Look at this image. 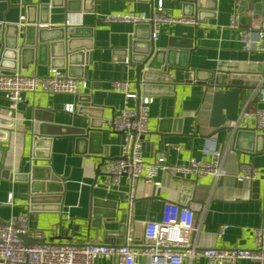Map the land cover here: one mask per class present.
Listing matches in <instances>:
<instances>
[{
    "label": "crops",
    "instance_id": "0c3cea01",
    "mask_svg": "<svg viewBox=\"0 0 264 264\" xmlns=\"http://www.w3.org/2000/svg\"><path fill=\"white\" fill-rule=\"evenodd\" d=\"M29 1L0 0V23L17 27V34L12 27L8 30L11 44H15L14 37L19 44L25 33L28 40L33 39L34 30L24 33L25 21L19 23L20 15L39 21L36 26L43 38H57L62 34L59 30L64 29L71 36L70 42H49L37 53L28 49L15 69H3L44 75L52 66L62 64L58 69L69 76L85 78L88 87L76 95L27 92L15 108L0 93V115L14 120L8 141L0 143L5 147L0 153V220L28 211L30 226L40 230L44 240L117 242L123 234L129 183L123 179L118 189H112L101 168L99 173L96 170L101 158L120 156L122 134L114 130L111 122L123 106V96L111 82L130 80L136 92L134 71L122 62L123 48L131 45L135 36L137 40L148 37V30L135 28L132 23L106 22L102 16L125 12L149 15L159 1L169 14L180 16L189 10L184 5L190 0H31L34 6L30 8ZM195 2L200 13L198 17L194 15L196 25L162 24L158 38L153 40L157 49L173 51L174 62L185 69L173 72L177 82L170 86L158 83L160 89L151 94L154 99L149 107L143 155L148 162L159 154L169 163L191 158L211 160V150L220 146L223 175L175 182L160 171L150 185L138 180L133 205L135 238H141L143 221L160 220L166 201H187L198 217L193 234L197 247L250 249L254 246L253 228H264V142L253 135V130L236 134L232 129L211 127L210 104L214 90H223L232 81H247L251 84L238 86L237 116L242 111L264 107V100L254 92L264 75V54L245 50L239 32L229 27L233 0ZM239 3L241 27L254 30L264 10V0ZM186 69L191 70L188 78ZM80 102L87 105L82 108ZM67 104H72L75 111H65ZM33 106L52 110L47 115L51 122L44 121L48 125L42 127L46 134L32 133ZM6 123L5 120L2 124ZM248 125L253 129L252 121ZM83 129L85 135L78 134ZM92 131L96 133L89 141L87 133ZM237 149L242 150L241 155ZM242 163L257 168L255 179L237 180ZM32 169L34 188L40 194L30 208L28 182L13 177L29 174ZM223 225L226 228L219 234ZM95 264L114 262L112 257H103ZM193 264H206V259L197 258ZM236 264L257 263L240 259Z\"/></svg>",
    "mask_w": 264,
    "mask_h": 264
},
{
    "label": "built area",
    "instance_id": "2783aa9c",
    "mask_svg": "<svg viewBox=\"0 0 264 264\" xmlns=\"http://www.w3.org/2000/svg\"><path fill=\"white\" fill-rule=\"evenodd\" d=\"M233 10L229 16V27L239 32L245 50H258L264 54V10L259 22L252 29H243L239 22V0H233ZM106 22H126L149 24L150 38L156 40L162 24L196 25V16L169 14L157 3L151 14L145 13H108L102 16ZM19 23L25 21L20 15ZM127 63V59L122 61ZM264 75L259 79L254 92L264 100ZM114 90L123 96V106L112 120L115 131L122 134L120 156L105 160L101 166L106 176V184L118 189L123 179L129 183L126 196V209L123 219V234L117 242H57L43 239V233L29 224L28 211L0 220V264H95L103 257H112L114 264H193L197 258L206 259V264H236L240 259H248L264 264V228L255 227L253 248H220L215 246L197 247L193 242L196 231L195 210L185 202L166 201L160 220L142 222L140 239L135 238L133 205L136 198L135 184L142 180L152 184L156 175L166 172L175 182L187 181L191 177L223 175L222 149L211 150V160L191 158L182 163H169L164 155H157L148 162L143 155V138L148 132L147 121L150 104L154 97L147 94L137 95L131 88V81L117 79L111 82ZM88 81L82 77H72L58 68H51L44 75L25 74L20 70L8 71L0 67V93L12 108L23 101V94L45 92L49 94H79L87 89ZM136 100V104L131 101ZM74 112L72 104L64 107ZM252 121L253 129L248 125ZM228 126L234 130H253L264 137V107L242 111ZM233 131V132H234ZM258 170L249 163L240 164L238 181L253 180ZM264 175V173H263ZM10 200V199H9ZM9 200L8 203L10 202ZM264 216V202L262 205ZM226 225L220 226L219 234ZM54 233V231H53ZM21 235L31 237L35 243L23 242Z\"/></svg>",
    "mask_w": 264,
    "mask_h": 264
},
{
    "label": "water",
    "instance_id": "95a60500",
    "mask_svg": "<svg viewBox=\"0 0 264 264\" xmlns=\"http://www.w3.org/2000/svg\"><path fill=\"white\" fill-rule=\"evenodd\" d=\"M29 8L34 6V3L30 0L28 2ZM189 10L185 11L184 15L192 16L196 15L199 16L198 8H196V2L195 0H190L187 5ZM41 21V20H40ZM45 21V19L43 20ZM37 23L39 21H33L28 20V18L25 17V27H24V33L29 30H34L33 39L28 40L25 35H28V33L24 34V37L22 40L17 43V38L15 39V44H11L10 42V36L8 33V30L10 27L14 28V33H16V26H10V25H2L0 23V67L6 68V69H15L17 65V61L21 60L23 53L27 51L28 49H32L33 51H37L41 49V47L46 48L49 42L53 41H66V43L69 44L70 42V35L67 33H64V29L59 30L62 31V34H60L57 38H43L42 37V31L37 27ZM37 25V26H36ZM144 27L148 30V37H145L142 40H137V36H135V41L131 43V45L124 47L123 49L125 52L124 59H127L126 65L129 66L134 71V83H135V89L137 95L141 94H155L160 89V84L158 83H167L170 86L171 83L177 82L178 80L174 79L172 74L175 70H184L185 66L180 65L179 63H175L172 55L174 54L171 50H160L157 49L153 43V40L150 38V31L151 27L149 24H135V28ZM16 36V35H14ZM69 36V37H68ZM13 39V40H14ZM143 40H146L144 42ZM33 46L34 48H31L29 46ZM43 45V46H41ZM169 46H172L169 44ZM68 47V46H67ZM40 48V49H39ZM68 49H71L70 47ZM67 49V51H68ZM10 61V65H7L6 62ZM64 66V65H63ZM62 64L52 66V68H62ZM191 73L190 69H186L185 76L188 78L189 74ZM197 73V70H196ZM192 77V76H191ZM190 77V78H191ZM251 83L247 81H232L230 85L225 86L223 90H214L212 92L211 96V116H210V126L214 128H222V129H231L227 124L224 126L226 121H232L236 118L237 112H238V94L240 91V88L238 86L241 85H250ZM211 87L214 85H210ZM82 108H84L85 102H80ZM34 113L32 116V124L31 129L33 134H39L43 135L46 134L45 130H42V127H45L48 125V123L45 122H51L50 118H47V115L52 111L49 108H43L42 106L34 107ZM81 114V113H80ZM6 120V124L3 125L2 123ZM45 121V122H44ZM14 128V120L5 118L4 116L0 115V143H5L8 141V130H13ZM4 129V130H3ZM248 130H238L236 134H239L241 132H247ZM253 132V131H252ZM96 132H88L87 133V139L91 141L93 139V136ZM80 135H85V129L80 130ZM253 135L256 136V138H260L264 142V137L262 134H255L253 132ZM238 138V135H236ZM84 139V138H83ZM5 147L0 146V153L3 154ZM262 150H264V145H262ZM242 150L237 149V154L241 155L239 152ZM1 154V155H2ZM101 162L97 166L96 172L99 173L100 168L106 158H101ZM109 159V158H108ZM1 163V162H0ZM14 180L22 181L27 184H29V207H32V204H34L36 199V195L40 194L37 189L34 188V172L33 169L26 174H17L13 177ZM47 180V178H45ZM55 176H51V180H55ZM57 209V205L55 206ZM198 224V217H195V226ZM23 242L25 244L27 243H35L36 240H31L26 236L21 235Z\"/></svg>",
    "mask_w": 264,
    "mask_h": 264
}]
</instances>
